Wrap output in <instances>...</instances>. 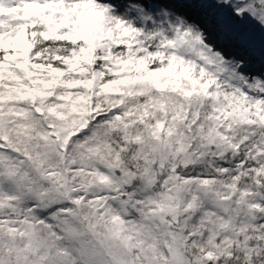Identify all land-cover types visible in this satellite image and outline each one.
Instances as JSON below:
<instances>
[{"label": "snow or ice", "instance_id": "snow-or-ice-1", "mask_svg": "<svg viewBox=\"0 0 264 264\" xmlns=\"http://www.w3.org/2000/svg\"><path fill=\"white\" fill-rule=\"evenodd\" d=\"M0 264H264V0H0Z\"/></svg>", "mask_w": 264, "mask_h": 264}]
</instances>
